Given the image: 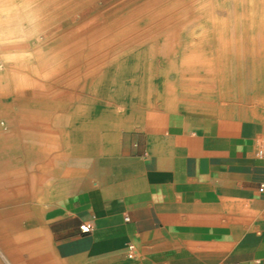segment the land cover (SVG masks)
I'll return each instance as SVG.
<instances>
[{
  "label": "crops",
  "instance_id": "1",
  "mask_svg": "<svg viewBox=\"0 0 264 264\" xmlns=\"http://www.w3.org/2000/svg\"><path fill=\"white\" fill-rule=\"evenodd\" d=\"M231 85L164 96L155 107L141 94L103 103L98 127L110 133L97 138L98 151L51 175L39 195L48 229L18 226L20 190L0 195L7 249L0 264H264V88L244 97ZM213 94L223 102L203 110ZM87 100L66 101L65 111H84ZM5 132L22 148L10 187L31 160L26 139L33 147L35 137ZM49 137L58 145L60 136ZM82 137L61 135L60 143ZM85 222L93 226L88 233L80 229Z\"/></svg>",
  "mask_w": 264,
  "mask_h": 264
},
{
  "label": "rangeland",
  "instance_id": "2",
  "mask_svg": "<svg viewBox=\"0 0 264 264\" xmlns=\"http://www.w3.org/2000/svg\"><path fill=\"white\" fill-rule=\"evenodd\" d=\"M262 1L264 0H0V59L9 58L10 63L13 61L17 74L25 77L20 82L21 85H11L0 60V85H4L0 90V116L13 120V127L9 131L19 130L26 133V136L32 137L33 134L35 137L33 147L29 144V138L24 144L30 152L31 160L21 163L22 172L17 184H12L4 191L6 195L15 196L20 190V199L16 203L21 208L18 226L34 229L46 226L48 229V213L39 208V195L46 191L51 175L60 176L66 167L81 163L83 154L89 153L87 156H91L98 151L97 138L110 133L109 128L98 127L103 114H106L101 110L103 103L113 104L115 102L110 99L118 96L132 97L141 94L151 96L155 107L160 94L171 95L159 92L164 84L178 83L174 77L168 80L164 75L165 63L161 58L178 56L182 52L169 47V41L174 44L185 42L191 38L192 31L205 28L203 23L196 21V17L210 16L212 12L226 16L228 5L233 3L234 7L241 4L245 17L254 8L252 6H256L255 11L261 24V19L264 18ZM162 5L168 11L161 18L155 22L145 20L153 9ZM244 26L250 34V28ZM258 27L263 30L262 26ZM105 35L109 42L100 53L87 59L78 56L68 68L57 69L67 51H76L85 46L90 37L96 39ZM183 50H193V47L185 44ZM249 50V45L243 48L244 58L250 54ZM217 52V49L212 48L213 55H218ZM224 55L230 56L228 52ZM247 58L242 67L248 70L245 72L249 76H256L255 79H235L224 85V89H227L233 82V86L239 90L236 92L240 94L242 91L244 97H250L258 88L264 87L258 77L260 66H252L248 62L250 56ZM33 80L40 85L35 93L31 85ZM81 98L88 99L89 106L84 111H65L64 104L67 100L76 104ZM203 102L200 98L197 104L201 106ZM206 102L208 103H203L207 104L206 108L198 109L210 112L212 104L223 102V99L218 101L213 94ZM140 103L141 101H135L134 104ZM240 103L237 99L233 101V104ZM46 106L53 108L49 116H46L50 119L48 125L28 120L27 114L31 116L34 108ZM22 107L25 112L21 114L25 118L18 112ZM129 118L134 121L137 116L132 113ZM88 126L93 129L86 130ZM55 134L58 137L65 135L70 142L80 136L95 138V143L63 144L60 143L63 140L60 137L57 138L58 145L47 143L49 136ZM13 147L18 152L22 149L19 144ZM49 162L52 165L50 171ZM10 206L12 204L6 207ZM5 241L4 232L0 229V258L7 250Z\"/></svg>",
  "mask_w": 264,
  "mask_h": 264
},
{
  "label": "bare ground",
  "instance_id": "3",
  "mask_svg": "<svg viewBox=\"0 0 264 264\" xmlns=\"http://www.w3.org/2000/svg\"><path fill=\"white\" fill-rule=\"evenodd\" d=\"M261 5L264 6V1L261 2ZM164 6L163 5L158 6L157 8L153 9L151 14L147 18L145 17V20L148 19L149 22L157 21L159 18H161L162 14L168 11ZM252 7L254 8L252 9V11H250V13L246 17L241 11V4H239L238 7L237 6L234 7V3L228 5L226 10L227 13L226 16H223L222 14L216 12H212V15L206 17L198 16L196 17V21H198V23H203L205 25V28H199L198 30L192 31V33H190L191 38H188L183 43L174 44L172 41H169L170 43L169 47L174 49L176 48L180 49L181 50L180 52H182L183 54L181 53L178 56H174V57L167 56L161 58L164 60L163 62L165 63L163 71H164V75L167 76L168 80L174 77V79H177L178 83L175 84V82H172L171 84H164L163 86L160 87L161 89L159 90V92L160 93L166 92V94H171L170 96L176 95L177 93H179L180 96L183 94L184 95L196 94L198 92H201V89L208 88L209 86H212L214 84H219L221 85V87L223 86L222 88L224 91L225 90L224 83H228L229 81H233L235 79L238 80L241 78L243 80L249 78L255 79L256 76L255 77L252 75L249 76V73L245 72V71L248 72V70H244L242 67L244 66L245 60L248 59L247 57L249 56H250L249 58L250 60H248V62L250 61L252 66L253 65L260 66V72L258 77L260 79V84L264 85V31H263L264 18L261 19V24H259V19L257 18V13L255 11L256 6H252ZM244 25H246L247 28H250V34L246 32V28ZM258 26H262L263 30H259ZM248 37L250 38L248 39ZM108 42L109 39L107 38L106 35L98 37L96 39L90 37L86 41L85 46L80 47L76 51H72V50L67 51V54L65 55L64 59H62V61L59 62L57 69L63 70L68 68L73 61L77 60L78 56L85 57L87 59L89 57H93L97 55L98 53H100V51H102V49L106 47ZM185 44L192 45L193 50H183ZM248 45L250 47V50L248 51L250 54L248 56H245L244 58L243 48L248 47ZM197 47H200V49H197ZM212 48L213 49L215 48V50L217 49L218 55L221 54V56L213 55ZM226 52H228L230 56L228 57L225 56L224 53ZM0 60L4 66L3 71L5 72V75L6 74L8 75L11 85L14 84L15 87L21 85L20 82L21 81L23 82L25 77L17 74L15 66L12 63L13 61L11 60L12 61L11 64L9 62L10 61L9 58L7 60L6 58H2ZM31 85L34 93L38 92L40 88L39 83L33 80ZM231 86L234 94L239 93L236 92L239 90L238 88L233 86V82ZM3 87L4 85L1 84L0 90ZM240 93H242V91ZM164 96L160 94L159 98H164ZM41 109H43V111H41ZM41 109L34 108V110H32L31 113L32 117L28 113L27 118L28 120L30 119L34 123L38 121V123L40 122V123H44L45 125H48V123H50V119H48L46 116H49L53 108L46 106V108H41ZM23 111H24L23 107L20 108V110L18 111L20 112L19 113L20 116L21 115L23 116V114H21V112ZM23 117L25 118V116ZM12 121L13 120L5 119L3 116H0V195L2 194V192L6 190L7 185L13 182V180H10V178L8 179L9 174L17 172L16 170H14V166H15L14 164H16L15 154L18 150L16 147H13L11 145V140L13 139L11 133L5 132V131H9V129L13 127ZM82 140L83 137L78 138L76 145L77 144L80 145V142Z\"/></svg>",
  "mask_w": 264,
  "mask_h": 264
},
{
  "label": "built area",
  "instance_id": "4",
  "mask_svg": "<svg viewBox=\"0 0 264 264\" xmlns=\"http://www.w3.org/2000/svg\"><path fill=\"white\" fill-rule=\"evenodd\" d=\"M260 191H264V184H261ZM126 219H128V217H126ZM92 228H93V226L89 222H85V223L80 225L81 232H83V233L90 232L92 230ZM129 248L132 249L133 248V244H130ZM129 255L131 256L132 252H129Z\"/></svg>",
  "mask_w": 264,
  "mask_h": 264
}]
</instances>
